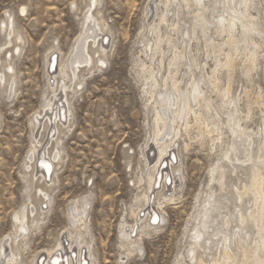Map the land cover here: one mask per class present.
Listing matches in <instances>:
<instances>
[{
  "label": "rangeland",
  "instance_id": "obj_1",
  "mask_svg": "<svg viewBox=\"0 0 264 264\" xmlns=\"http://www.w3.org/2000/svg\"><path fill=\"white\" fill-rule=\"evenodd\" d=\"M163 1L98 0L97 18L103 20L100 23L101 27L105 25L102 35L108 38L105 64H98L96 68L98 55L92 56L91 66L95 65V68L91 71H84V66L81 68L84 71L78 81L81 85L77 87L76 94L69 95L68 104H65L69 109V128H61L64 133L60 135L56 146L60 160L55 175L49 177V180L52 177L54 180L48 190L51 200L44 206L45 212L38 227L30 226L25 254L20 253L19 261H23L22 264H31L37 253L54 248L62 233L69 228L70 204L83 197L89 200L88 239L91 240L95 264H119L124 255L126 260L123 264H176L182 258L186 264H197L188 258L196 227V212L200 202L202 205L210 192L209 187L216 185L209 184L210 171L219 163L218 158H221L229 142L227 134L223 135L225 143L220 148H212L209 137L201 138L194 129L188 136L184 132L180 133L173 149L176 162L180 163L177 175L181 177L180 181L177 179V189L173 192L175 197L171 202H155L156 196L152 193L153 201L161 209L155 211L163 214L160 230L151 231L148 236L141 235V253L129 257L125 249L120 247V224L126 222L128 227L139 224V218L133 217L131 211L136 212L142 204L139 200H142L147 189L139 181L146 177V163L156 157V149L152 144L155 133L153 102L149 101L145 92L146 74L140 64L149 62V58L144 55L143 44L152 37L148 23L156 13L155 4L160 13L165 10ZM89 2L0 0V27L10 16L21 38L19 51L16 52L13 50L16 42L11 37V43L3 45L7 32L0 30V59L6 57L11 60L15 83V91L11 96L10 90L4 93V88H0V244H4L7 253L10 242L5 239L15 232V213H19L28 204L25 165L32 155L33 142L38 140L40 133V129L33 130L32 122L41 111L44 98L48 91L51 92L50 85L53 84L50 81L48 85L47 56L51 53L57 55L59 62H67V66H70L82 38L81 24ZM22 7L25 8L23 14L20 13ZM185 12V15L179 16V39H182L180 32L184 33L185 28L181 24L184 23L189 29L192 23L193 16ZM251 13L259 16L258 28L263 32L261 37L264 40V0L253 1ZM182 19H185L184 22ZM160 32L161 35H173L163 26ZM173 36L175 39L176 36ZM200 41L199 44L193 42L191 55L195 54L200 60H205V71L209 73L214 65L210 60L211 51L209 49L210 57L206 59L204 41ZM176 45L180 47V42ZM93 48L89 47L90 53ZM162 49L166 51L167 47L162 45ZM198 49L200 56H197ZM261 51L262 56L264 52ZM146 52L149 56L148 48ZM159 60L160 56L157 55L150 63L156 64ZM257 65L249 76H245L243 65L237 60L231 74L230 90L233 98H239L242 110L248 112L247 103L252 104V120L247 121L245 126L255 131L259 130L262 121V108L253 103L258 93L264 96L263 59ZM195 72L198 74V70ZM219 77L220 89H225L226 71ZM72 84L69 86L72 87ZM71 89L68 93H71ZM210 96L219 102L216 93ZM221 118L223 122L226 121L224 116ZM225 132L226 128L223 129ZM53 136L50 140L54 139ZM50 140L48 144L46 140L43 142L44 148L54 147V142L50 145ZM185 144H189L186 150ZM150 148L154 151L147 154ZM55 154L56 149L51 157ZM51 162L55 165L57 161ZM39 183L41 186L42 182ZM153 208H156L154 204ZM31 209H34L32 204L29 205ZM137 235L134 234L135 239ZM199 254H203V250ZM203 256V260H210L208 252Z\"/></svg>",
  "mask_w": 264,
  "mask_h": 264
},
{
  "label": "bare ground",
  "instance_id": "obj_2",
  "mask_svg": "<svg viewBox=\"0 0 264 264\" xmlns=\"http://www.w3.org/2000/svg\"><path fill=\"white\" fill-rule=\"evenodd\" d=\"M253 1L255 0H165V10L160 13L157 12L160 11L157 3H154L156 13L148 23L152 37L143 44L144 55L149 58V62H141L140 67L146 74L145 92L149 101L153 102L155 133L151 141L156 149V157L152 162L146 163V177L139 181V184L144 183L147 192L139 200L142 204L135 207L137 215L135 210L133 212L130 209L133 217L139 218V224L128 227L126 222H122L119 227L120 247L125 249L129 257L134 253H141V235L148 236L149 232L160 230L159 225L164 219L163 214L158 212L161 210L160 206L155 202H171L175 197L173 192L177 189V179H181L177 175L180 163L176 162L173 152L175 141L181 132L188 136L194 129L201 138L209 137L212 148H220L225 143V134L229 142L225 145V150H221L223 153L218 158L219 163L210 171L209 184L216 185L209 187L210 192L202 205L200 202L198 206L188 258L197 264H264V96L258 93L253 103L262 108V121L259 130L255 131L245 126L247 121L252 120V104L247 103L248 112L244 111L240 108L239 98H233L230 93L231 74L237 60L242 63L245 76L256 69L259 60L264 61V55L262 57V53L260 54L264 49L261 37L263 32L258 28L259 16L251 13ZM98 4V0H90L87 6L81 24L82 38L70 66H67V62H59L57 55L51 53L47 56L48 85L50 81L53 84L50 85L51 92L48 91L44 98L41 111L32 122L33 130L40 129V133L38 140L33 142L32 155L25 165L28 204L19 213L16 212L13 218L15 232L5 239L10 242L9 252L5 251L4 244H0V264H22L23 261H19L20 253L25 254L30 226L38 227L44 206L51 200L48 190L54 180L53 177L49 180V177L51 174L55 175L60 160V152L56 146L60 135L64 133L61 128H69V109L65 104H68L69 95L76 94L77 87L81 85L78 82L81 73L95 68V65L91 66L92 56L98 55L96 68L98 64H105L108 38L102 35L105 25L101 27L103 20L97 18ZM21 9L25 13V8ZM183 10H187L193 17L189 29L184 23L181 24L185 28L184 33L180 32L182 39H179V16L185 15ZM2 24L0 30L7 32L3 45H9L13 39L16 42L13 50L18 52L21 38L14 29L13 20L9 16ZM161 26L176 38L170 34L161 35ZM200 40L204 41L206 59L210 57L209 49L211 51L210 60L214 65L209 73L205 71V60H200L195 54L191 55L193 42L199 44ZM177 42H180V47H177ZM162 45L167 47L166 51L162 49ZM89 47H94L92 53L89 52ZM199 54L200 51L197 56ZM157 55L160 56L159 62L151 64L150 61H154ZM83 66L84 71L81 70ZM0 68V88H4V93L10 90L11 96L15 91L11 60L6 57L0 59ZM197 70L198 74L195 72ZM223 71L227 73V82L225 89H220L219 75ZM57 72L60 75L58 78ZM71 83L72 87L69 86ZM70 88L71 93H68ZM58 90L60 92L57 95ZM214 93L219 102L210 96ZM222 116L225 117V122L222 121ZM54 119L56 120L53 121ZM224 128L227 130L225 133ZM52 136L54 139L50 140ZM45 140L46 144L50 140V145L54 142V147L44 148ZM184 147L186 150L189 144ZM55 149L56 154L52 158ZM150 151H154L153 148L147 154ZM51 160L57 161L56 164L53 165ZM39 182H42L41 186ZM152 193L156 196L155 202ZM31 204L34 209L29 210ZM153 204L156 208H153ZM88 210L87 197L74 200L70 204L68 230H62L54 248L37 253L31 264H95L91 240L88 239ZM134 234L138 236L136 239ZM200 250H203V254H199ZM205 252L209 253V261L203 260ZM125 257L124 255L120 259L119 264L124 263ZM176 264L186 263L182 258Z\"/></svg>",
  "mask_w": 264,
  "mask_h": 264
},
{
  "label": "snow or ice",
  "instance_id": "obj_3",
  "mask_svg": "<svg viewBox=\"0 0 264 264\" xmlns=\"http://www.w3.org/2000/svg\"><path fill=\"white\" fill-rule=\"evenodd\" d=\"M20 11H21V14H23V13H24V9H21Z\"/></svg>",
  "mask_w": 264,
  "mask_h": 264
},
{
  "label": "water",
  "instance_id": "obj_4",
  "mask_svg": "<svg viewBox=\"0 0 264 264\" xmlns=\"http://www.w3.org/2000/svg\"><path fill=\"white\" fill-rule=\"evenodd\" d=\"M105 41V40H104Z\"/></svg>",
  "mask_w": 264,
  "mask_h": 264
}]
</instances>
